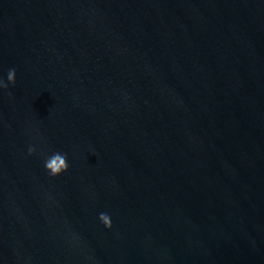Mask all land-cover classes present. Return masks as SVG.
Wrapping results in <instances>:
<instances>
[{
	"label": "water",
	"instance_id": "95a60500",
	"mask_svg": "<svg viewBox=\"0 0 264 264\" xmlns=\"http://www.w3.org/2000/svg\"><path fill=\"white\" fill-rule=\"evenodd\" d=\"M10 69L0 264H264V0H0Z\"/></svg>",
	"mask_w": 264,
	"mask_h": 264
},
{
	"label": "clouds",
	"instance_id": "9594fccd",
	"mask_svg": "<svg viewBox=\"0 0 264 264\" xmlns=\"http://www.w3.org/2000/svg\"><path fill=\"white\" fill-rule=\"evenodd\" d=\"M15 69H10L7 74V83L3 80H0V88L6 89L9 84L15 85ZM36 151L35 147H29V155L33 154ZM45 168L51 176H58L62 172L67 171V155L62 153H54L45 160ZM99 220L103 223L105 228L110 229L112 227L111 218L107 213H101L99 215Z\"/></svg>",
	"mask_w": 264,
	"mask_h": 264
}]
</instances>
